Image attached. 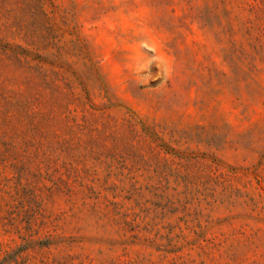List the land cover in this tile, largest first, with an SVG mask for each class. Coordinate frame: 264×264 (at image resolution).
Wrapping results in <instances>:
<instances>
[{"label":"rangeland","instance_id":"1","mask_svg":"<svg viewBox=\"0 0 264 264\" xmlns=\"http://www.w3.org/2000/svg\"><path fill=\"white\" fill-rule=\"evenodd\" d=\"M0 264H264V0H0Z\"/></svg>","mask_w":264,"mask_h":264}]
</instances>
